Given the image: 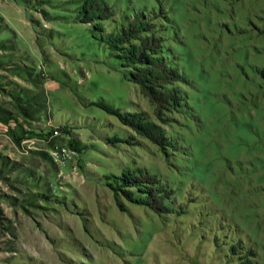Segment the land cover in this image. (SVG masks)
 <instances>
[{"label":"rangeland","instance_id":"374dc122","mask_svg":"<svg viewBox=\"0 0 264 264\" xmlns=\"http://www.w3.org/2000/svg\"><path fill=\"white\" fill-rule=\"evenodd\" d=\"M0 264H264V0H0Z\"/></svg>","mask_w":264,"mask_h":264},{"label":"built area","instance_id":"2783aa9c","mask_svg":"<svg viewBox=\"0 0 264 264\" xmlns=\"http://www.w3.org/2000/svg\"><path fill=\"white\" fill-rule=\"evenodd\" d=\"M53 155L56 159H63V160H69L71 158V155L69 151L66 150L64 147H59L53 152Z\"/></svg>","mask_w":264,"mask_h":264}]
</instances>
